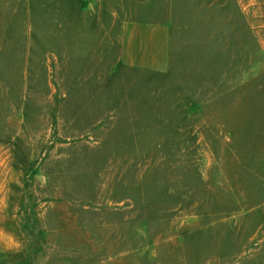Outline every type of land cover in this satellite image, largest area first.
<instances>
[{
    "label": "rangeland",
    "instance_id": "rangeland-1",
    "mask_svg": "<svg viewBox=\"0 0 264 264\" xmlns=\"http://www.w3.org/2000/svg\"><path fill=\"white\" fill-rule=\"evenodd\" d=\"M48 1L0 0V264H264V0H131L167 74Z\"/></svg>",
    "mask_w": 264,
    "mask_h": 264
},
{
    "label": "crops",
    "instance_id": "crops-1",
    "mask_svg": "<svg viewBox=\"0 0 264 264\" xmlns=\"http://www.w3.org/2000/svg\"><path fill=\"white\" fill-rule=\"evenodd\" d=\"M253 1L259 2V0H252V3ZM51 2L47 0L48 4ZM59 2L62 27L65 25L66 28H71V24L68 22L64 24L63 18L68 19V16L63 17V15L66 9L71 11L74 5L77 12L76 34L80 36L90 32L97 36L107 35V50L112 53L115 51V28L117 23L121 21V11L119 10H123L126 17L122 23L120 22L121 52L123 51L125 55L128 54L132 50L133 43H135L141 67L158 74H167L172 70V52L169 44L171 38L170 24L159 22L153 25L144 21L133 24L132 21H129L130 15L126 14V9L131 10V0H59ZM145 3L140 4V13L142 7L145 10ZM242 11L247 18H250L248 7H242ZM87 19H92V25L86 22ZM89 28L92 30L89 31ZM256 46L258 49V39Z\"/></svg>",
    "mask_w": 264,
    "mask_h": 264
}]
</instances>
